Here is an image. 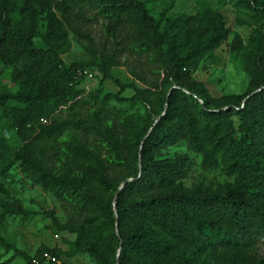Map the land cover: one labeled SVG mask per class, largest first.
<instances>
[{
	"label": "trees",
	"instance_id": "16d2710c",
	"mask_svg": "<svg viewBox=\"0 0 264 264\" xmlns=\"http://www.w3.org/2000/svg\"><path fill=\"white\" fill-rule=\"evenodd\" d=\"M234 1L259 17L245 47L240 36L231 42L244 47L249 85L214 98L195 74L232 31L206 0L159 18L147 0H0V68L16 88L0 84V111L21 143L10 159L0 155L72 215L61 224L47 213L55 235L76 236L67 251L43 247L34 257L0 236L13 255L0 264H55L46 253L60 264L82 253L97 264H264V0ZM73 37L91 61L66 64ZM122 67L132 83L114 77ZM85 71L101 77L98 88H82ZM108 81L120 91L107 92ZM125 105L148 114L116 108ZM197 160L233 181L187 187ZM29 216L0 200V228Z\"/></svg>",
	"mask_w": 264,
	"mask_h": 264
},
{
	"label": "rangeland",
	"instance_id": "374dc122",
	"mask_svg": "<svg viewBox=\"0 0 264 264\" xmlns=\"http://www.w3.org/2000/svg\"><path fill=\"white\" fill-rule=\"evenodd\" d=\"M199 0H147L148 8L156 18L164 8L171 9L170 14L175 12H191ZM212 8H220L224 13L229 28L232 31L231 40L218 49L215 54L206 59L201 68L195 74V79L206 85L210 95L214 98H220L224 95L242 94L246 91L250 75L248 72V62L246 60L245 44L249 40L252 32L259 26V17L255 13L239 7L234 0H206ZM93 35L96 39L95 49L98 50L101 45V31L99 27L94 28ZM235 36H240L244 42V47L233 51L231 42ZM38 47H44L40 40H36ZM88 45L85 42H79L73 37V49L64 56L66 64L87 63L91 61V56L87 52ZM116 79L124 83H132L133 78L126 67L117 68L113 71ZM101 77L89 79L82 88L92 91L98 88ZM0 84L16 92V88L11 83L10 73L0 68ZM105 90L115 94L120 89L113 82H106ZM131 90L124 93V97L133 96ZM201 104L203 102L201 101ZM121 108L123 114H129L137 117H145L148 109L137 107L131 109L128 106H116ZM0 111V152L4 157L10 159L12 153L21 147L16 131L11 127L8 118H2ZM92 144L97 143L94 137L89 138ZM185 150V149H184ZM0 155V200L19 202L30 213L27 218L12 217L6 220L0 228V236L6 238L10 243L17 246L20 250L35 256L43 247L50 249L61 248L68 250L65 240L75 241L76 236L70 234L55 235L52 227V221L47 213L54 212L61 224H66L71 219V214L64 210L54 196L41 187L35 185L33 180L23 173L19 164L11 165ZM5 169L9 171L4 174ZM233 178L228 176L222 169L213 171H204L200 168L197 160V166L194 168L191 176L185 181L187 187H192L196 183L205 185L225 184L232 182ZM123 185V184H122ZM99 251L104 254V246L96 243ZM120 250H118V255ZM0 256L4 261L9 260L13 255H5L0 250ZM67 264H97L95 259L89 253H82L74 259H65ZM10 264H26L23 260L16 259Z\"/></svg>",
	"mask_w": 264,
	"mask_h": 264
},
{
	"label": "built area",
	"instance_id": "2783aa9c",
	"mask_svg": "<svg viewBox=\"0 0 264 264\" xmlns=\"http://www.w3.org/2000/svg\"><path fill=\"white\" fill-rule=\"evenodd\" d=\"M80 75H84L87 76L88 79H93L94 78V74L89 72V71H85V72H80ZM44 124L47 123V120H43L42 121ZM58 237V236H57ZM44 258L48 263H55V264H60V262L57 261V259L53 256H51L49 253L44 254ZM35 264H38V262L35 260L34 261Z\"/></svg>",
	"mask_w": 264,
	"mask_h": 264
},
{
	"label": "water",
	"instance_id": "95a60500",
	"mask_svg": "<svg viewBox=\"0 0 264 264\" xmlns=\"http://www.w3.org/2000/svg\"><path fill=\"white\" fill-rule=\"evenodd\" d=\"M158 121H159V120H157V122H158ZM125 185H126V183H125V184H123V186H122V188H121V189H123Z\"/></svg>",
	"mask_w": 264,
	"mask_h": 264
}]
</instances>
